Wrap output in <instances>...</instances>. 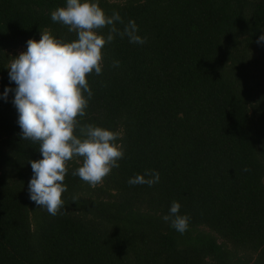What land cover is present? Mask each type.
<instances>
[{"label":"trees","instance_id":"obj_1","mask_svg":"<svg viewBox=\"0 0 264 264\" xmlns=\"http://www.w3.org/2000/svg\"><path fill=\"white\" fill-rule=\"evenodd\" d=\"M94 2L147 38L105 45L78 117L120 133L125 156L95 187L69 161L53 216L29 198L28 162L42 156L3 93L29 39L77 36L51 20L66 0H0V264H264V0ZM146 170L159 183H128ZM173 201L190 217L183 234L163 220Z\"/></svg>","mask_w":264,"mask_h":264},{"label":"clouds","instance_id":"obj_2","mask_svg":"<svg viewBox=\"0 0 264 264\" xmlns=\"http://www.w3.org/2000/svg\"><path fill=\"white\" fill-rule=\"evenodd\" d=\"M51 20L68 26L77 39L65 42L48 30L40 31L38 42L29 39L26 52L10 61L9 80L17 87L5 88L3 99L7 101L9 93L14 92L12 103L18 113L21 140L39 144L42 159L28 162L33 172L28 184L29 198L55 216L64 203L62 194L67 191L64 179L69 161L82 158L72 175L95 187L119 167L118 162L125 156L122 144L117 143L120 133L81 124L78 119L86 115L93 95L86 77L93 72L102 74V49L115 36H127L129 43L140 45L147 38L137 34L138 26L133 20L128 21L123 31L118 29L116 24L123 23L120 14L106 15L94 0H66V7L54 10ZM105 27L106 37L99 34ZM256 42L264 44V35ZM119 64L114 61L113 67ZM159 180L158 172L146 170L128 183L151 187ZM180 209L181 204L173 201L163 220L183 234L190 217L180 215Z\"/></svg>","mask_w":264,"mask_h":264},{"label":"rangeland","instance_id":"obj_3","mask_svg":"<svg viewBox=\"0 0 264 264\" xmlns=\"http://www.w3.org/2000/svg\"><path fill=\"white\" fill-rule=\"evenodd\" d=\"M22 52H18V55H20Z\"/></svg>","mask_w":264,"mask_h":264}]
</instances>
